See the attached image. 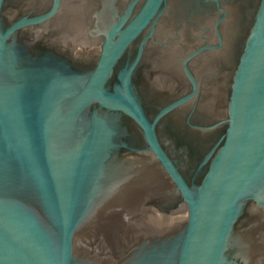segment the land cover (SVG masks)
Wrapping results in <instances>:
<instances>
[{
    "label": "water",
    "instance_id": "1",
    "mask_svg": "<svg viewBox=\"0 0 264 264\" xmlns=\"http://www.w3.org/2000/svg\"><path fill=\"white\" fill-rule=\"evenodd\" d=\"M137 2L115 16L94 68L82 72L52 54L33 55L18 38L55 16L62 0L12 23L0 0V264H264V0L233 74L224 135L191 181L157 126L194 97L187 62L198 51L183 61L192 92L150 119L133 76L168 0H143L134 12ZM146 31L134 58L117 68ZM124 116L181 196L178 211L143 209L139 171L116 156Z\"/></svg>",
    "mask_w": 264,
    "mask_h": 264
},
{
    "label": "flooded vegetation",
    "instance_id": "2",
    "mask_svg": "<svg viewBox=\"0 0 264 264\" xmlns=\"http://www.w3.org/2000/svg\"><path fill=\"white\" fill-rule=\"evenodd\" d=\"M104 1L62 0L55 16L45 23L22 28L18 38L33 55L52 54L67 60L72 68L88 72L98 60L108 25L124 13L132 0H111L110 10L104 11L105 17L99 20L96 12L102 9ZM142 2L138 0L134 12ZM257 2L168 0L154 41L144 46L133 82L150 119L161 108L192 92L183 61L198 51L187 62L197 86L194 97L171 111L157 126L163 148L188 181L224 135L229 89ZM50 4L51 0H4L1 15L12 23L24 16L44 13ZM146 33L138 37L117 68L134 58ZM122 119L125 131L119 138L121 146L116 156L139 171L142 200L146 204L143 209H153L165 216L178 211L183 205L181 196L161 176L160 164L145 150L146 143L137 125L128 117ZM161 132L167 133L170 140L165 141ZM200 174L201 171L196 183L200 182Z\"/></svg>",
    "mask_w": 264,
    "mask_h": 264
}]
</instances>
